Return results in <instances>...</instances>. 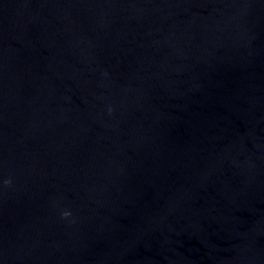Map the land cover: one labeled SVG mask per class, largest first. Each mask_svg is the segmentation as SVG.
<instances>
[{
  "label": "water",
  "instance_id": "1",
  "mask_svg": "<svg viewBox=\"0 0 264 264\" xmlns=\"http://www.w3.org/2000/svg\"><path fill=\"white\" fill-rule=\"evenodd\" d=\"M0 264H264V0H0Z\"/></svg>",
  "mask_w": 264,
  "mask_h": 264
},
{
  "label": "clouds",
  "instance_id": "2",
  "mask_svg": "<svg viewBox=\"0 0 264 264\" xmlns=\"http://www.w3.org/2000/svg\"><path fill=\"white\" fill-rule=\"evenodd\" d=\"M65 215H69L68 213H65Z\"/></svg>",
  "mask_w": 264,
  "mask_h": 264
}]
</instances>
